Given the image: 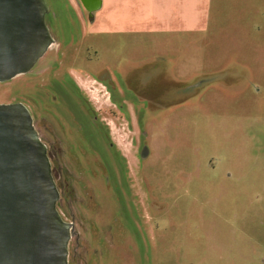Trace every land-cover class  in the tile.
<instances>
[{"label":"rangeland","instance_id":"rangeland-1","mask_svg":"<svg viewBox=\"0 0 264 264\" xmlns=\"http://www.w3.org/2000/svg\"><path fill=\"white\" fill-rule=\"evenodd\" d=\"M44 1L45 27L68 38L77 20L66 1ZM98 1L104 14L119 11L123 32L98 39L97 64H116V80L146 88L124 100L145 121L98 97L123 156L112 160L119 174L109 190L92 136L79 143L91 175L54 158L70 171L60 195L74 200L61 208L80 214L79 243L93 248L98 230L107 238L108 222L126 242H112L117 258L105 264H264V0ZM33 71L0 83V104L30 103Z\"/></svg>","mask_w":264,"mask_h":264},{"label":"flooded vegetation","instance_id":"flooded-vegetation-1","mask_svg":"<svg viewBox=\"0 0 264 264\" xmlns=\"http://www.w3.org/2000/svg\"><path fill=\"white\" fill-rule=\"evenodd\" d=\"M65 1L67 4L66 8L77 20L73 34L65 39L54 29L51 32L47 30L52 44L30 70H35L30 74L33 80L30 103L24 98H20L21 100L18 103L29 114L32 120V127L44 147L45 157L49 163L50 176L55 184L58 197L55 209L60 219L68 227L69 240H67V246L70 244L71 252L70 257H68L67 248L69 260L66 257V264H105L109 259L114 260L117 258V248L112 242H118L119 248L122 247L124 249L123 245L126 240L120 232L111 233L109 223L106 222L103 228L106 230L107 238L98 230L92 233L95 238L89 242L93 248L81 244L83 239H81L80 232L77 231L82 224V218L79 217L80 214L74 215L69 207L67 210L61 208L62 203L70 206V202L74 200L73 195L65 199H62L60 195V190L65 195L68 193L66 180L69 179L68 173L70 171L67 166L55 163L54 158L65 155V157L72 160L75 159L77 161L75 166L80 165L91 175L90 170L86 169L80 162L82 160L81 157L86 156V153L79 146V143L85 141L90 144L89 141L92 136L93 142L101 145L105 150L104 160L102 159L103 157L96 155L94 150L95 153L93 155L95 157L93 161L100 170L99 177L101 176L103 181L105 179L106 188L109 190L111 188V180L118 178L119 174L118 171L116 172L112 169L114 166L113 159L116 157L120 161V157L123 156L117 153L110 141L112 139L107 123L100 115V108L96 107L98 97L106 94V99L110 102L112 109L116 110V113L127 115V117L128 115L136 116L140 114L144 122L145 114L134 112V107H129L130 104L127 106V102L124 101L126 93L138 96L135 93L136 88L140 91L144 87L141 88L126 79L123 82L116 80V64L112 67L101 63L97 64L100 60L97 56L101 51V48L97 46L98 39H100L102 44L103 41L105 42L103 40L105 36L120 35L123 32L120 25L121 18L118 16L119 11L114 10L115 15L113 11L110 13L105 11L106 14H104L101 8L103 2L98 0ZM47 14L48 8L46 7L44 17ZM99 15H103V19L97 25L96 22ZM105 15L106 18L104 19ZM107 43L106 49H111V42ZM52 47H54L53 53L48 54ZM44 57L46 58L45 61L42 60ZM107 61H112V57L108 58ZM30 71L22 75H27ZM25 88L23 86L22 89L25 90ZM25 92L27 91L25 90ZM141 92L145 94L144 91ZM69 102L73 105L72 107L68 104ZM110 114L114 116L112 111H110ZM70 164L73 165L72 163ZM61 179H63L62 182ZM80 181L81 179L76 180L78 183ZM116 184L118 185V182ZM107 220L110 221V219ZM80 240L81 243H79ZM103 242L108 243L107 249L105 248L104 251H101L98 248ZM97 257H101V259L96 261Z\"/></svg>","mask_w":264,"mask_h":264},{"label":"water","instance_id":"water-1","mask_svg":"<svg viewBox=\"0 0 264 264\" xmlns=\"http://www.w3.org/2000/svg\"><path fill=\"white\" fill-rule=\"evenodd\" d=\"M44 0H0V83L30 71L52 44ZM19 103L0 104V264H66L67 225L45 150Z\"/></svg>","mask_w":264,"mask_h":264}]
</instances>
